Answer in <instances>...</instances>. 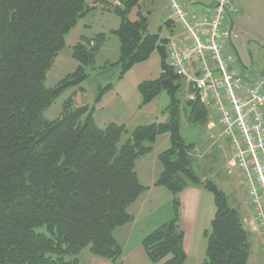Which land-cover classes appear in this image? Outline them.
<instances>
[{
    "label": "trees",
    "instance_id": "16d2710c",
    "mask_svg": "<svg viewBox=\"0 0 264 264\" xmlns=\"http://www.w3.org/2000/svg\"><path fill=\"white\" fill-rule=\"evenodd\" d=\"M116 1L0 0V264H79L77 257L85 249L96 258L118 261L123 249L114 232L134 221L128 209L149 189L139 182L136 162L165 134L170 148L158 156L162 171L154 186L172 195L173 216L142 239L148 261L185 264L177 197L192 185L211 193L215 207L210 230L204 232L202 264H247L251 244L238 212L213 182L196 176L194 146L180 136L181 113L189 124H207L209 111L197 97L179 100L181 79L166 62L167 40L148 34L147 17L138 12L137 20H129L140 0ZM97 10L113 12L119 27L82 37L71 54L78 67L54 88H46L47 73L66 36ZM108 35L118 39L119 57L102 69L118 66L120 81L157 51L161 73L137 86L139 107L162 92L169 98V120L136 127L121 146L124 125L99 128L95 109H73L71 98L60 119L42 118L57 98L87 80L85 67L93 65ZM112 88H101L96 103Z\"/></svg>",
    "mask_w": 264,
    "mask_h": 264
},
{
    "label": "rangeland",
    "instance_id": "374dc122",
    "mask_svg": "<svg viewBox=\"0 0 264 264\" xmlns=\"http://www.w3.org/2000/svg\"><path fill=\"white\" fill-rule=\"evenodd\" d=\"M106 1L109 5H113L115 0ZM192 2L193 4H199L191 5L187 10L197 13L201 10L200 4H205L207 1L192 0ZM233 3L239 7L240 15L239 17H233L237 39L233 40L232 45L241 61L247 62L248 53L251 52L256 62L255 67L252 70L243 71L242 75L245 78L252 79L264 73V0H233ZM167 5L168 0H140L139 7L134 8L128 18L130 21H135L137 20V13L141 12L148 20V34L158 35L160 39H166L167 31L162 28V22L164 16L167 14ZM87 25L91 26L92 30L85 28ZM117 25H120V18L110 11L97 10L87 15L86 18L80 19L75 28L66 36L64 48L59 52L52 68L47 73L45 87L49 89L54 88L78 67V63L72 58L71 54L72 48L82 37L92 38L102 31L107 32L109 30H116V27H119ZM110 38L107 49L95 57L96 59L93 65L85 67V72L88 75L87 80L82 83L80 87L70 89L57 98L53 104L42 113V118L45 121H56L60 119L62 117L64 103L71 98L73 101V109L84 106H88L89 110L92 108L95 109L93 117H95L96 124L99 128L104 129L109 123L124 125L126 133L120 140L119 146H121L130 138L131 132L136 127L152 123L167 122L169 120V113L167 111L169 98L165 92H162L152 103L142 108L139 107L141 104V96L137 91V86L142 82L158 79L161 73L160 55L155 51L147 61L136 65L134 71H132L124 81H120L117 84L120 68L114 66L106 70L102 69L107 65L105 64L106 59L114 61L113 63L116 62V58H113V55L116 57L115 53L113 54V43L118 42V39L115 36ZM231 51L235 56L236 54L232 48ZM108 84H112L115 89L112 90V88L104 94L100 102L96 103L99 90L106 87ZM115 84L117 85L115 86ZM180 84L182 88L178 94V98L184 103L188 95L183 80L180 81ZM179 124L180 136L183 141L188 145L194 146L195 153H192V167L196 176L200 180L206 178L208 181L218 185L219 181L228 175L227 172H231L228 177L234 179L232 189L236 191V196L240 201L243 202L244 199L246 201L243 186L240 183L236 171L233 169L230 171L227 168L224 169L231 159L230 150L225 146L223 149H219L215 146L205 154L204 151L206 147L204 143L208 142L206 124H189L182 113ZM169 139L168 134L160 136L156 146H153L154 152L152 151L153 153H151V155H148L145 159L138 162L135 172L141 177L142 183H148L141 174L143 169L147 171V164H149L150 170L162 171L158 162V156L170 148ZM205 194L211 199L213 204L212 194L208 191H205ZM182 196L183 197H177L180 203L181 201L185 203L183 205L182 203L180 204L179 214L181 215V212L184 211V214L188 215L191 204V201H189L190 195L186 192L185 195ZM135 210V204H133L129 207L128 212L135 217ZM132 228L134 232L131 231ZM243 228L247 232L248 240L253 247L248 264H264V246L259 252L254 245L255 239H253L249 233L248 224H243ZM208 229L210 230V227ZM37 231L44 233L45 229H39ZM127 232H129L128 235H134L133 243L130 242V247L132 248L134 246L135 248V223L128 224V226L125 225V227L117 233V237L124 238ZM206 243V239L200 238L196 245H191L188 237L184 244L187 254L185 264H202L205 260ZM141 248L142 247H139V250H141ZM79 258L81 264H93L95 260L101 262L100 264H135V259L128 256L120 257L115 263L102 259L100 260L99 258L93 257L88 249L83 250ZM142 258L144 262H149L145 253H143ZM139 263L140 262H138V264Z\"/></svg>",
    "mask_w": 264,
    "mask_h": 264
},
{
    "label": "built area",
    "instance_id": "2783aa9c",
    "mask_svg": "<svg viewBox=\"0 0 264 264\" xmlns=\"http://www.w3.org/2000/svg\"><path fill=\"white\" fill-rule=\"evenodd\" d=\"M206 1L195 13L187 10L192 1L169 0L162 24L166 62L189 99L197 97L209 111L208 138L229 148L227 168L236 171L251 212L248 224L264 242V73L245 78L231 51L237 34L230 20L239 17V7L233 0Z\"/></svg>",
    "mask_w": 264,
    "mask_h": 264
},
{
    "label": "crops",
    "instance_id": "0c3cea01",
    "mask_svg": "<svg viewBox=\"0 0 264 264\" xmlns=\"http://www.w3.org/2000/svg\"><path fill=\"white\" fill-rule=\"evenodd\" d=\"M104 1H106V0H104ZM115 1H114V4L117 5V1L116 2ZM177 1H180V0H177ZM168 7H169V0H168V5L166 8V11L168 10ZM165 17H166V15L164 16V19H165ZM232 24L234 27L235 25H234L233 18H232ZM117 26H119V25H117ZM85 28H87L88 30H92V27L89 25L85 26ZM116 28H118V27H116ZM110 31H113V30H109L107 32L102 31V32L107 34ZM112 36L113 35H109L108 40L105 42V44L103 45V47L101 48L100 52L97 55H100V53H103V51H105L107 49L108 44H109L110 39H111L110 37H112ZM118 51H119V43L115 42V43H113V54L115 53L116 57H114V55H113V58H116V62L118 60ZM113 62L114 61H112L110 59H106L105 64H113ZM134 69H135V67L129 73H127V75H125L124 78L120 81H124V79L132 71H134ZM120 81H118L117 84ZM117 84H115V86ZM114 89L115 88H113L112 90H114ZM187 95H188V93H187ZM94 120L96 123L95 117H94ZM158 139H159V137L157 138L156 143H157ZM156 143H155L154 147L156 146ZM204 144H205L204 146L206 147V149L204 151L205 154L207 151H209L210 149H213L216 146L215 144L210 142L209 138H208V142H206ZM224 146L227 149H229L226 146V144H222L221 146H216V147H218L219 149H223ZM153 152H154V150H153ZM153 152H151V153H153ZM151 153L149 155H151ZM194 153L195 152L193 150V154ZM147 156L142 157V158L137 160L136 166H135L136 170H137L138 162L145 159ZM146 167H147V171H145V169H143V171H141V174H142L143 178L145 180H147L148 183H145V184L142 183L141 177L136 172L141 185H143L144 187H147L149 189L147 192H145L143 195H141L139 197V199L134 203L136 210H135V217L133 216L134 221L132 222V224L135 223V248H134V246L132 248L130 247V242L133 243V237H134L133 234L128 235L129 232H127V235L124 238L123 237H121V238L117 237V233H119V231L122 228H124L125 226L118 228L114 232V236H115L116 240L118 241V243L121 245V247L123 249V253H122L121 257H124V256L133 257L135 259V264H138V262H140L139 264H152L149 262H144V260L142 258V255L144 252H143L142 248H141L142 252H141V250H139V247H141V241L145 236H147L149 233H151L154 229H156L159 226H161L162 224L170 221L172 219V216H173L172 205H171V201L173 200L172 195L165 188L154 186V184H155L157 178L159 177L161 171L160 170L159 171L158 170L153 171L152 169L150 170L149 164H147ZM225 168H227V166H225L224 169ZM227 173H228V175L226 177H224L223 179H221L219 181L218 185L216 184V186L227 195L229 206L238 212L243 224H248L249 218L251 215L248 203H247V201H245V199L243 202L238 199V197L236 196V191H234L232 189V187L234 185L233 184L234 179L228 177L231 172H227ZM205 180H207V179L204 178L202 181H205ZM219 184L223 188L220 187ZM205 191L206 190L202 186L190 185L182 193H180L178 195V197L179 196L183 197L182 195H185V193L187 192L190 195L189 201H191L190 202L191 203L190 204V211L188 212V215L184 214V211L181 212V215L179 218V223H178L179 230L181 232H183V235H184L183 245L185 244L186 239L188 237H189V243L191 245H196L198 240H200V238H204V232L209 230L208 228L210 227V223H211V221L214 217V214H215V207H214V203L212 204L211 199L208 196H206ZM243 191H244V189H243ZM189 201H188V203H189ZM181 203H182V205L185 204V203H183V201H181ZM248 226H249V224H248ZM249 230H250L249 233H250L251 237L253 239H255L254 245L256 246V249L260 252L263 249L264 242L262 241V238L260 237V235L257 232L251 230L250 226H249ZM131 231L134 232V229L132 228ZM126 237H127V241H126ZM184 249H185V247H184ZM252 250H253V247L251 245V252H252ZM79 256H80V254H79ZM79 256L77 258H78L79 264H81ZM100 263L101 262H97L96 260H95V262H93V264H100Z\"/></svg>",
    "mask_w": 264,
    "mask_h": 264
},
{
    "label": "flooded vegetation",
    "instance_id": "af4514ba",
    "mask_svg": "<svg viewBox=\"0 0 264 264\" xmlns=\"http://www.w3.org/2000/svg\"><path fill=\"white\" fill-rule=\"evenodd\" d=\"M236 60H237V63H238V66H239L241 72L252 70L255 67L256 62H255V59L253 58L251 52L248 53L247 62L241 61L240 58L237 59V57H236ZM247 68H248V70H246Z\"/></svg>",
    "mask_w": 264,
    "mask_h": 264
},
{
    "label": "water",
    "instance_id": "95a60500",
    "mask_svg": "<svg viewBox=\"0 0 264 264\" xmlns=\"http://www.w3.org/2000/svg\"><path fill=\"white\" fill-rule=\"evenodd\" d=\"M189 1H191V0H189ZM231 48L234 50V52H235V54H236V57H237V59H239V56L237 55V53H236V51H235V49H234L233 45H231ZM246 70H248V68H247ZM188 164H190V162H188Z\"/></svg>",
    "mask_w": 264,
    "mask_h": 264
}]
</instances>
